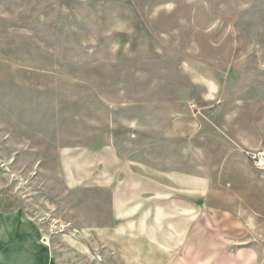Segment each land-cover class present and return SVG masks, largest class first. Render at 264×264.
I'll list each match as a JSON object with an SVG mask.
<instances>
[{"label": "rangeland", "instance_id": "1", "mask_svg": "<svg viewBox=\"0 0 264 264\" xmlns=\"http://www.w3.org/2000/svg\"><path fill=\"white\" fill-rule=\"evenodd\" d=\"M230 101L258 145L244 208L264 215V0H0V192L65 253L101 250L117 154L129 187L153 126L182 120L190 142ZM250 247L264 264V234Z\"/></svg>", "mask_w": 264, "mask_h": 264}, {"label": "crops", "instance_id": "2", "mask_svg": "<svg viewBox=\"0 0 264 264\" xmlns=\"http://www.w3.org/2000/svg\"><path fill=\"white\" fill-rule=\"evenodd\" d=\"M229 104L236 103L223 104L198 124L190 142L182 120L164 122L158 138L153 126L147 153L133 161L129 187L122 182L124 163L117 154L118 171L113 174L115 167L109 166L103 175L104 193L115 197L114 220L95 227L99 237L91 240L95 249L101 245L100 251L65 253L59 244L56 249L48 228L25 203L12 207L0 192V264H255L253 247H239L257 244L264 215L244 208L243 189L250 181L240 166H251L243 150L258 145L244 138L245 124L225 114ZM259 130L264 144V123ZM203 137L213 155L201 148ZM234 189L243 201L233 199Z\"/></svg>", "mask_w": 264, "mask_h": 264}, {"label": "built area", "instance_id": "3", "mask_svg": "<svg viewBox=\"0 0 264 264\" xmlns=\"http://www.w3.org/2000/svg\"><path fill=\"white\" fill-rule=\"evenodd\" d=\"M46 241H47V239H46Z\"/></svg>", "mask_w": 264, "mask_h": 264}]
</instances>
